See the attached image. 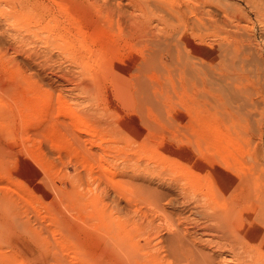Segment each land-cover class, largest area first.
<instances>
[{"label": "rangeland", "instance_id": "374dc122", "mask_svg": "<svg viewBox=\"0 0 264 264\" xmlns=\"http://www.w3.org/2000/svg\"><path fill=\"white\" fill-rule=\"evenodd\" d=\"M262 211L264 0H0V264H262Z\"/></svg>", "mask_w": 264, "mask_h": 264}, {"label": "bare ground", "instance_id": "6f19581e", "mask_svg": "<svg viewBox=\"0 0 264 264\" xmlns=\"http://www.w3.org/2000/svg\"><path fill=\"white\" fill-rule=\"evenodd\" d=\"M142 2H143V1H142ZM147 2H148V1H147ZM134 3H135V2H134ZM252 4H253V3H252ZM255 4H256V3H255ZM146 5H147V4H146ZM150 5H151V4H150ZM147 8H148V6H147ZM155 8H156V7H155ZM141 10H143V9H141ZM149 10H150V9H149ZM144 12H145V11H144ZM233 25H234V24H233ZM205 36H206V35H205ZM182 40H183V39H182ZM202 41H203V40H202ZM183 42H185V41H183ZM226 42H227V41H226ZM222 43H223V42H222ZM222 43H219V44H222ZM168 44H169V43H168ZM203 45H204V44H203ZM206 45H207V44H206ZM228 45H230V44L228 43ZM234 45H235V48H238V46H236V44H234ZM185 46H187L188 49H190V50L192 51V53H194V54H197V55H198V54H201V55L203 54V53L199 52L200 50H202V49H200V48H203V47H200V45L197 44V41H193L192 39H189L188 37H187L186 45H185ZM218 46H219V45H218ZM224 46H225V45H224ZM187 47H186V48H187ZM189 47H190V48H189ZM222 47H223V45H222ZM222 47H221V48H222ZM242 47H243V46H242ZM183 48H184V47H183ZM183 48H182V49H183ZM221 48H220V46H219V49H221ZM226 49H227V48H226ZM179 50H180V49H179ZM203 50H204V49H203ZM241 50H242V49H241ZM166 51H167V50H166ZM188 51H189V50H188ZM222 51H223V50H222ZM226 51H228V50H226ZM181 52H182V51H181ZM169 53H170V52H169ZM170 54H171V53H170ZM178 54H179V53H178ZM180 54H181V53H180ZM189 54H190V53H189ZM189 54H188V53L186 54L184 51L182 52V56H181V57H182V59H183V62H187V61H188L187 57H188V56L190 57ZM226 55H227V53H226ZM171 56H172V54H171ZM179 56H180V55H179ZM203 56H204V55H203ZM205 56H206V55H205ZM193 57H195V56H193ZM197 57L200 58L199 55H198ZM206 57H207V56H206ZM208 57H209V56H208ZM240 57H241V56H240ZM226 58H227V56H226ZM242 58H243V57H242ZM179 59H180V58H179ZM203 59H204V58H203ZM224 60H225V58H224V54H223L222 52H219V53H216V55L213 56L212 59H210V61L207 62V63H208L210 66H214V65L216 66V65H217V66L221 69L222 66H220V65L222 64V62H223ZM179 61H181V60H179ZM194 61H195V60H194ZM194 61H193V62H194ZM196 61H197V60H196ZM196 61H195L194 63H197ZM181 62H182V61H181ZM188 62H189V61H188ZM198 62H199V61H198ZM236 62H238V61H236ZM204 63H205V62H204ZM204 63L202 62V64H204ZM225 63H226V62H225ZM234 63H235V61H234ZM243 63H244V62H243ZM178 64H179V63H178ZM202 64L200 63V66H202ZM235 64H236V63H235ZM180 65H181V63H180ZM187 65L190 66V63H187ZM187 65H186V63H185V66H187ZM209 65H208V66H209ZM226 65H227V63H226ZM203 66H205V65H203ZM210 66H209V67H210ZM217 66H216V67H217ZM190 67H191V66H190ZM192 67H194V66H192ZM206 67H207V65H206ZM243 67H244V66H243ZM194 68H195V67H194ZM197 68L201 69V68L199 67V64H198V67H197ZM197 68H195V69H197ZM211 68L214 69V67H211ZM229 68H230V67H229ZM185 69H186V68H184V70H185ZM204 69H205V67H204ZM220 69H219V70H220ZM180 70H181V69H180ZM184 70H183V71H184ZM189 70H190V69H189ZM189 70H188V69L185 70V73H186L187 71H189ZM201 70H202V69H201ZM243 70H244V69H242V71H243ZM193 71H194V70H192V73H195L194 76H196V77L199 78V77H200V73H201L202 71H201V72H200L199 70H198V71L195 70L196 72H195V71L193 72ZM203 71H204V70H203ZM213 71H214V70H212V72H213ZM215 71H217V70L215 69ZM220 71H221V70H220ZM228 71H229V70H228ZM238 71H240V70H238ZM189 72H191V70H190ZM205 72H206V71H205ZM192 73H191L190 75H193ZM208 73H209V72H208ZM214 73H215V72H214ZM216 73H217V72H216ZM237 73H238V72H237ZM182 74H184V73H182ZM219 74H221V72H220ZM185 75H186V74H185ZM227 75L230 76V74H227ZM181 76H182V75H181ZM204 76H205V73H204ZM211 76H212V75H211ZM232 76H233V74H232L231 77H229V78H231V79H235V80H236V76H235L234 78H232ZM183 77H184V76H183ZM196 77H195V78H196ZM241 77H243V75H242ZM204 78H206V77H204ZM238 78H239V76H238ZM184 79H187V78H184ZM194 80H196L195 82H198V83H199V81H198L199 79L197 80V78H196V79H194ZM237 80H238V79H237ZM241 80H242V78H241ZM243 80H245V79H243ZM204 81H205V80H204ZM185 82H186V84H187V83L189 84L188 81H185ZM238 82H239V81H238ZM183 83H184V81H183ZM200 83H201V81H200ZM205 83H206V81H205ZM205 83H204V85H205ZM227 83H229V81H227ZM241 83H242V82H241ZM188 84H187V85H188ZM206 84H207V83H206ZM234 84H235V83H234ZM183 85H184V84H183ZM183 85H181V86H183ZM187 85H186V86H187ZM189 85H190V84H189ZM202 85H203V84H202ZM228 85H229V84H228ZM228 85H227V87H233L231 84H230L231 86H230V85L228 86ZM235 86H236V85H235ZM235 86H234V87H235ZM238 86H239V85H238ZM240 86H241V85H240ZM244 86H245V84H244ZM187 87H188V86H187ZM190 87H191V86H190ZM190 87H188L187 89H189ZM207 87H210V86H207ZM241 87H242V86H241ZM241 87H240V88H241ZM193 88H194V87H193ZM200 88H201V87H200ZM205 88H206V87H205ZM210 88H211V87H210ZM210 88H209V90H210ZM212 88H213V87H212ZM230 89H231V88H230ZM233 89H234V88H233ZM245 89H246V88H245ZM245 89H244V91H246ZM193 90H194V89H193ZM196 90H197V89H196ZM200 90H201V89H200ZM200 90H199V91H200ZM202 90H205V89H202ZM206 90H207V88H206ZM228 90H229V88H228ZM235 90H239V89L236 88ZM241 90H242V89H241ZM241 90H240V92L243 91V90H242V91H241ZM199 91H197L198 94H199ZM212 91H213V90H212ZM229 91H230V90H229ZM200 92H201V91H200ZM227 92H228V91H227ZM232 92H234V90H233ZM238 92H239V91H237V93H236V92H234V93H235V94H239L240 92H239V93H238ZM182 93H183V92H182ZM204 93H205V92H204ZM234 93H233V95H234ZM192 94H193V93H192ZM201 94H203V93L201 92ZM201 94H199V95H201ZM240 94L245 95V94H243V93H240ZM228 95H229V94H228ZM242 95H241V96H242ZM235 96H236V95H235ZM241 96H240V97H241ZM190 97H191V96H190ZM231 97H232V94H231ZM238 97H239V95L237 96V99H238ZM243 97H244V96H242V98H243ZM197 98H198V97H197ZM232 98H233V97H232ZM234 99L236 100V98H234ZM195 100H196V99H195ZM238 100H241V99L239 98ZM192 102H195V101H192ZM196 103H197V102H196ZM194 106H196V105H194ZM168 150H169V149H168ZM186 154H187V153H186ZM182 156H183V155H182ZM185 156H186V155H185ZM246 161H247V160H246ZM253 167H254V166H253ZM197 169H198V168H197ZM149 172H151V169H150ZM189 172H190V171H189ZM231 172H232V171H231ZM214 173H215V172H214ZM185 174H187V173H185ZM185 174H184V175H185ZM250 174H252V173H250ZM204 175H205V174H204ZM246 175H247V174H246ZM179 176H180V175H179ZM200 176H201V175H200ZM205 176H206V175H205ZM215 176H218L217 179L219 180V178H220V174H219V175L216 174ZM243 176H244V175H243ZM183 178H184V177H183ZM204 178H205V177H204ZM207 178H208V177H207ZM245 178H246V177H245ZM184 179H185V178H184ZM222 179H223V178H222ZM239 179H240V178H239ZM187 180H188V179H187ZM200 180H201V179H200ZM207 181H208V180H207ZM220 181H221V178H220ZM220 181H219V182H220ZM195 182H196V181H195ZM200 182H201V181H200ZM208 182H209V181H208ZM216 182H218V181H216ZM221 183H224V184H225L226 181L223 179V181H221ZM250 183H251V182H250ZM257 183H258V182H257ZM209 184H210V183H209ZM224 184H222V186H223ZM229 184H230V183H229ZM229 184H228V185H229ZM194 185H196V184H194ZM225 185H227V184H225ZM251 185H252V184H251ZM192 186H193V185H192ZM198 186H199V184H198ZM198 186H197V187H198ZM200 186H201V185H200ZM200 186H199V187H200ZM229 186H231V184H230ZM260 186H261V185H260ZM188 187H189V186H188ZM193 187H194V186H193ZM197 187H194L193 189L195 190ZM207 187H208V185H207ZM207 187H206V188H207ZM213 187H214V186H213ZM223 187H224V186H223ZM226 187H228V186H226ZM233 187H234V186H233ZM251 187H252V186H251ZM185 188H186V187H185ZM189 188L191 189V187H189ZM189 188H188V189H189ZM206 188H205V190H206ZM224 188H225V187H224ZM236 188H237V187H234L233 189L236 190ZM254 188H255V187H254ZM193 189H191V190H193ZM212 189H213V188H212ZM222 189H223V188H222ZM230 189H232V188L230 187ZM239 189H240V188H239ZM239 189H238V190H239ZM246 189H247V188H246ZM256 189H257V188H256ZM258 189H259V188H258ZM258 189H257V190H258ZM191 190H190V191H191ZM205 190H203V192H205ZM227 190H228V189H227ZM249 190H250V188H249ZM154 191H155V190H154ZM154 191H153V192H154ZM216 191H217V190H216ZM216 191H214V192H216ZM201 192H202V191H201ZM203 192H202V193H203ZM214 192H213V193H214ZM217 192H218V191H217ZM217 192H216V193H217ZM250 192H251V194H252V190H250ZM250 192H249V193H250ZM188 193H189V192H188ZM194 193H195V192H194ZM205 193H207V192H205ZM238 193H242V194H243V193H244V190H241V189H240ZM154 194H155V193H154ZM209 194H210V193H209ZM218 194H220V193H217V197H218ZM251 194H250V196H249V194H248V196L252 198V195H251ZM143 195H144V194H143ZM146 195H147V194H146ZM182 195H183V194H182ZM214 195H215V194H214ZM238 195H239V194H238ZM246 195H247V194H245V196H246ZM148 196L150 197V194H149ZM153 196H154V195H153ZM156 196H159V195H158V194L155 195V198H156ZM186 196H187V195H186ZM220 196H221V195H219V198H220ZM243 196H244V195H243ZM245 196H244V197H245ZM146 197H147V196H146ZM180 197H181V196H180ZM205 197H206V196H205ZM224 197H225V196H224ZM151 198H152V195H151ZM163 198H164V197H163ZM251 198H250V199H251ZM252 199H254V198H252ZM256 199H258V198L256 197ZM155 200H156V199H155ZM207 200H208V199H207ZM210 200H211V199H210ZM226 200H227V199H226ZM235 200H236V199H235ZM188 201H189V200H188ZM196 201H197V200H196ZM157 202H158V201H157ZM213 202H214V201H213ZM221 202H222V201H221ZM226 202H227V201H226ZM237 202H238V201H237ZM255 202H256V201H255ZM229 203H230V201H229ZM194 204H195V203H194ZM213 204H214V203H213ZM253 204H254V203H253ZM155 205H156V204H155ZM204 205H205V204H204ZM242 205H243V204H242ZM156 206H158V205H156ZM159 206H160V205H159ZM190 206H191V205H190ZM195 206H196V205H195ZM215 206H216V205H215ZM246 206H248V205H246ZM218 207H219V206H218ZM255 207H256V205H255ZM157 208H158V207H157ZM246 208L248 209V207H246ZM221 209H223V208H221ZM225 209H226V208H225ZM247 209H246V210H247ZM254 209H255V208H254ZM258 209H259V208H258ZM196 210H197V209H196ZM202 210H203V208H202ZM209 210H210V209H209ZM240 210H241V209H238L237 213H236L234 216H232V218H231L230 220H228V221L226 222V223H228V224H226V225L224 224V227H222V225H223L222 222H224V221L222 220L221 223H219L220 221H218V223H217V227H218V225H220V227H222L221 229L218 227V229L220 230V231H219L220 234H222V235H229V234H231V235H233V236H234V235H238V236H239V234H237V233H239V232L241 233V232L243 231V229H242V228H243V227H242L243 215H242V213L240 214ZM200 211H201V210H200ZM223 211H224V210H223ZM218 212H220V210H219V211L217 210L215 213H218ZM209 213H210V212H209ZM212 213H213V212H212ZM244 213H245V212H244ZM260 213H261V212H260ZM262 213H264V212L262 211ZM262 213H261V218H262V216H263ZM206 214H208V210H207V213H206ZM220 215H221V213H219V215H218V216H219V217H218V220H221V219H220ZM224 215H225V214H224V212H223V213H222V216H224ZM250 215H251V214H250ZM171 216H172V215H171ZM201 216H202V215H201ZM214 216H215V215H214ZM246 216H249V215H246ZM246 216H245V217H246ZM146 217H147V216H146ZM212 217H213V216H212ZM165 218L167 219L168 217H165ZM213 218H215V217H213ZM216 218H217V217H216ZM223 218H227V217L224 216ZM247 218H248V217H247ZM261 218H260V220H261ZM263 218H264V217H263ZM248 219H249V218H248ZM250 219H251V218H250ZM158 220H159V219H158ZM164 220H165V219H164ZM168 221H169V220H168ZM149 222H150V221H149ZM163 223H164V222H163ZM192 223H193V222H192ZM203 223H204V221H203ZM167 224H168V223H167ZM171 224L175 225L176 227L178 226V223H175V222H174V223L171 222ZM193 224H194V223H193ZM209 225H210V224H209ZM145 226H146V225H145ZM167 226H168V225H167ZM199 226H200V225H199ZM203 226H204V228H205V226L207 227L208 224H207V225H202V227H203ZM176 227H175V229H177ZM179 227H180V226H179ZM209 227H210V226H209ZM213 227H214V226H213ZM213 227H212V228H213ZM145 228H146V227H145ZM207 228H208V227H207ZM210 228H211V227H210ZM212 228H211V229H212ZM175 229H174V230H175ZM218 229H216V231H217ZM256 229H257V227H256ZM174 230H172V235H175V236H172L171 242H170L169 245L167 246V247L169 248V250L172 251V252L178 251L182 246H184V245L186 244V242H189V240H188L189 238H186L187 240H186V239H183L184 235H183V237H182V235H181L182 232H181V234H180V233H178V232L176 231V234H175V233H173V232H175ZM204 230H206V229H204ZM208 230H209V229H208ZM250 230H251V229H250ZM250 230H249V231H250ZM252 230H253V229H252ZM252 230H251V232H252ZM181 231H182V230H181ZM201 231H203V230H201ZM216 231H215V229H214L213 232H216ZM207 232H208V231H207ZM213 232H212V233H213ZM254 232H255V231H254ZM254 232H252V233H254ZM257 232H261V231H258V230H257ZM202 233H203V232H202ZM234 233H236V234H234ZM242 233H243V232H242ZM216 234H218V233L216 232ZM146 235H147V234H146ZM146 235H145V236H146ZM149 235H150V234H149ZM260 235H261V233H260ZM260 235H259V236H260ZM146 237H147V236H146ZM185 237H187V236L185 235ZM230 237H231V236H230ZM230 237H229L230 241L233 239V240H234L233 243H234V242H235V237H232V238H230ZM236 237H237V236H236ZM148 238H149V236H148ZM169 238H170V237H169ZM222 238H223V237H222ZM224 239H225V238H224ZM227 239H228V238H227ZM236 239H237V238H236ZM150 241H151V240H150ZM150 241H149V242H150ZM230 241L228 240V243H229ZM152 242H153V241H152ZM152 242H151V243H152ZM191 243H192V242H191ZM230 243H231V245H232V241H231ZM237 243H238V242H237ZM149 244H150V243H149ZM187 244H188V243H187ZM235 244H236V243H235ZM236 245H237V244H236ZM236 245H235V246H236ZM241 245H242V244H240L239 246H241ZM195 246H196V245H195ZM237 246H238V245H237ZM243 246H245V245H243ZM191 247H194V246H191ZM197 247H198V246H197ZM245 247H246V246H245ZM253 247H254V246H253ZM253 247H250V251H251V252H252V251L254 252V251L256 250V249L253 248ZM183 248H184V247H183ZM183 248H182V249H183ZM231 248L235 249L234 246L231 247ZM240 248H241V247H240ZM240 248H239V249H240ZM251 248H252V250H251ZM182 249H181V250H182ZM194 249H195V248H193V250H194ZM196 249H197V248H196ZM219 249H220V248H219ZM236 249H237V248H236ZM245 249H246V248H245ZM253 249H255V250H253ZM169 250H168V251H169ZM197 250H198V249H197ZM237 250H238V249H237ZM237 250H236V251L234 250V252H237ZM182 251H183V250H182ZM184 251L187 253L186 250H184ZM189 251H190V250H189ZM195 251H196V250H195ZM239 251L241 252L242 249L238 250V252H239ZM246 251H247V250H246ZM261 251H262V249H261ZM261 251H260V253H261ZM190 252H191V251H190ZM231 252H232V251H231ZM238 252H237V254H240V253H238ZM251 252H250V253H251ZM253 252H252V253H253ZM256 252H257V251H256ZM258 252H259V251H258ZM195 253H198V252L196 251ZM248 253H249V252H248ZM252 253H251V255L253 256ZM134 254H136V253H134ZM188 254H191V253H188ZM237 254L234 253L233 255H237ZM241 254H242V252H241ZM241 254H240L241 257H240V256H239V257H240V259H241V258L243 259V257H242ZM255 254L257 255V253H255ZM262 254H263V253H262ZM144 255H145V254H144ZM178 255H179V254H178ZM180 255H181V254H180ZM180 255H179V256H180ZM196 255H198V254H196ZM196 255H195V256H196ZM248 255H249V254H248ZM251 255H250V256H251ZM258 255H259V253H258ZM133 256H134V255H133ZM139 256H140V255H139ZM189 256H190V255H189ZM193 256H194V253H193ZM195 256H194V257H195ZM198 256H199V255H198ZM198 256H196V257H198ZM252 256H251V257H252ZM260 256H262V255H260ZM140 257H141V256H140ZM236 257H237V256H236ZM239 257H238V258H239ZM248 257H249V256H248ZM248 257H247V259L249 260ZM263 257H264V256H263ZM152 258H153V257H152ZM181 258H182V255H181ZM184 258H185V257H183L182 259H184ZM189 258H190V257H189ZM189 258H188L189 262H192V261H190V260H192V259H189ZM238 258H237L236 260H238ZM255 258H256V256H255ZM146 259H147V258H146ZM153 259H155V258H153ZM156 259H157V257H156ZM177 259H178V257H177ZM185 259H186V258H185ZM196 259H197V262H198L199 257L196 258ZM242 259H241V260H242ZM253 259H254V257H253ZM253 259H252V260H253ZM257 259H258V258H257ZM257 259H255V260H257ZM211 260H214V259H211ZM245 260H246V258H245ZM245 260L243 261L244 264H249V263H248L249 261L246 260V263H245ZM151 261H152V260H151ZM154 261H155V260H154ZM154 261H153V262H154ZM156 261L159 262V260H156ZM175 261H176V260H175ZM185 261H186V260H185ZM194 261H195V260H194ZM194 261H193V263H194ZM200 261H202V260H200ZM200 261H199V263H200ZM238 261H240V260H238ZM262 261H264V259H263ZM262 261H261V262H262ZM130 262H131V261H130ZM187 262H188V261H187ZM195 262H196V261H195ZM197 262H196V263H197ZM241 262H242V261H240L239 263L241 264ZM251 262H252V261H251ZM155 263H156V262H155ZM202 263L205 264L203 261H202ZM210 263H211V261H210ZM210 263H209V264H210ZM263 263H264V262H263ZM263 263H262V264H263ZM156 264H160V263H156ZM213 264H214V263H213ZM242 264H243V263H242ZM252 264H254V262H252ZM257 264H259V263H257ZM260 264H261V263H260Z\"/></svg>", "mask_w": 264, "mask_h": 264}]
</instances>
